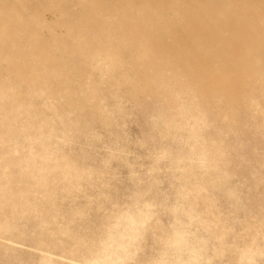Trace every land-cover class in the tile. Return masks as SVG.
<instances>
[{
  "label": "rangeland",
  "instance_id": "374dc122",
  "mask_svg": "<svg viewBox=\"0 0 264 264\" xmlns=\"http://www.w3.org/2000/svg\"><path fill=\"white\" fill-rule=\"evenodd\" d=\"M0 264H264V0H0Z\"/></svg>",
  "mask_w": 264,
  "mask_h": 264
}]
</instances>
